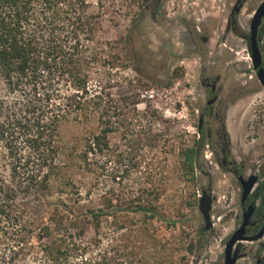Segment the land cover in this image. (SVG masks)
Returning a JSON list of instances; mask_svg holds the SVG:
<instances>
[{
	"label": "trees",
	"instance_id": "16d2710c",
	"mask_svg": "<svg viewBox=\"0 0 264 264\" xmlns=\"http://www.w3.org/2000/svg\"><path fill=\"white\" fill-rule=\"evenodd\" d=\"M129 1L140 9L142 0ZM150 6L154 11L158 5L151 2ZM137 22V18L132 20L133 27ZM112 50L111 42L102 36L101 15L90 11L87 0H0V143L5 142L11 151L16 149L9 154L14 177L22 175L27 191L39 193L46 201L36 236L43 264L154 262L146 247L153 238L139 241L131 235L120 238L118 248L85 257L107 237L102 232L105 224L123 231L135 227L138 215L148 222L163 218L160 200L166 178L162 166L159 178L147 175L143 182L125 189L129 166L118 162L112 170L113 185L100 196L98 206L90 200L91 188L83 192L75 179L76 171L80 176L94 173L93 156L109 151V136L119 128L126 134L135 127L144 128L146 143L162 139L150 127L158 120L155 111L138 112L140 102L135 95L111 96V71L122 67L121 52L125 51ZM175 73V77L181 76ZM171 82L158 84L168 88ZM65 124L84 129L74 140L76 148L71 155L66 154L67 146L59 143V131ZM138 143L134 141V145ZM22 149L28 152L24 154ZM198 152L196 147L180 152L181 169L185 175L191 174V179L199 166ZM64 158L74 166H67ZM139 167L135 162L132 168ZM3 198L0 189V216L6 218L8 200ZM87 229L93 236L84 245ZM203 234L200 229L195 244L198 251ZM15 248L21 250L19 243L11 245L13 256L0 254V264H18ZM158 264L172 263L162 258Z\"/></svg>",
	"mask_w": 264,
	"mask_h": 264
},
{
	"label": "rangeland",
	"instance_id": "374dc122",
	"mask_svg": "<svg viewBox=\"0 0 264 264\" xmlns=\"http://www.w3.org/2000/svg\"><path fill=\"white\" fill-rule=\"evenodd\" d=\"M87 1L90 11L101 15L102 36L111 42L112 52L125 50L121 52L122 67L111 71V96L116 99L135 95L140 102L138 112L155 111L158 120L150 127L152 133L161 134L162 139L146 143L144 128L135 127L132 133L127 134L119 128L109 136V151L93 156L94 173L80 176L76 171L75 179L83 186V192L91 188L93 206H98L100 196L113 185L110 182L112 170L118 162L129 166V177L123 183L125 189L127 185L135 187L137 181L143 182L147 175L159 178L161 166L166 181L160 200L161 220L148 222L138 215L134 217L135 227L123 231L105 224L102 232H106L107 237L98 246H92L85 257L118 248L120 238L131 235L139 241L153 238L152 245L148 241L146 244L151 256H154L152 264H158L162 258L172 264H221L226 238L237 225L238 184L217 165L207 163L204 156L208 157V152L199 156V166L194 169L191 179V174L185 175L181 169L180 152L191 148L196 137L190 104L192 98L197 97L195 87L199 65L196 58L190 57L189 30H200L201 34L211 39L210 46L218 45L226 14L222 11V4L226 0H166L154 11L150 6L152 0H142L140 9L133 7L129 0ZM259 1H248L242 12L251 13ZM135 18L138 22L133 27L132 20ZM238 42L241 45L235 49L238 52L236 64L239 66L235 80L239 86L240 101L233 114L240 120L230 129L239 150L244 151L245 156H251V164L264 166V93L250 83L245 84L252 73L248 68V55L243 51V44ZM176 71L180 77H175ZM169 79L172 82L168 88L158 84ZM143 84L146 87L142 88ZM142 125H145L144 121ZM59 134L60 145L65 144L66 154L71 155L76 148L74 140L84 134V129L65 124ZM134 141L140 142L138 146L134 145ZM15 150L7 149L5 142L0 143V189L3 201L8 200L7 217L0 216V254L13 256L10 248L17 242L21 248L14 249L18 252L15 257L18 264H43L36 236L47 210L46 201L39 193L27 191V181H23L22 175L19 178L17 173L14 177V162L9 154ZM21 151L24 154L28 152L26 149ZM65 158L62 161L67 166H74ZM135 162L140 166L138 169L132 168ZM17 172L20 171L17 169ZM203 189H209L213 198L210 212L213 227L201 236L203 246L198 251L195 244L198 231L203 227L198 199ZM5 232L8 234L5 235ZM92 236L93 232L87 229L83 244Z\"/></svg>",
	"mask_w": 264,
	"mask_h": 264
},
{
	"label": "flooded vegetation",
	"instance_id": "af4514ba",
	"mask_svg": "<svg viewBox=\"0 0 264 264\" xmlns=\"http://www.w3.org/2000/svg\"><path fill=\"white\" fill-rule=\"evenodd\" d=\"M228 1L222 4V11L226 14L218 45L210 46L211 39L201 34L200 30H189L192 49L190 57L196 58L199 65L195 87L197 97L192 98L190 104L196 133L192 147L199 149L198 163L199 156L208 152L209 156H204L207 163H214L222 172L231 175L239 187L237 225L234 231L227 236L225 245L232 234L241 227L243 215L249 207H252V213L244 229L243 237H256L264 224V166L257 167L251 164V156H245L244 151L239 150V146L235 144L237 140L230 129L235 122L240 120L233 114L240 101L239 86L235 80L236 69L239 67L236 64L238 52L235 49L241 45L238 41L243 44V51H246L248 55L247 59L250 64L248 68L252 73L245 84L250 83L264 93L258 77V69L250 59L251 20L263 0L255 4L249 14H244L242 11L250 0ZM152 2L159 6L166 0H152ZM255 43L260 53V72L264 76V15L257 26ZM204 46L209 50H206ZM252 176L256 178L255 184L247 197L243 199V189L239 179L242 178L245 181ZM203 190L211 196L209 189ZM201 229L203 230V227ZM203 232L207 231L203 230ZM235 251L237 252L235 264H264V233L255 241L236 242L233 247V252ZM222 257L221 264L224 263V250Z\"/></svg>",
	"mask_w": 264,
	"mask_h": 264
},
{
	"label": "water",
	"instance_id": "95a60500",
	"mask_svg": "<svg viewBox=\"0 0 264 264\" xmlns=\"http://www.w3.org/2000/svg\"><path fill=\"white\" fill-rule=\"evenodd\" d=\"M263 15H264V0L259 5V7L256 9L252 17L251 26H250V39H251L250 59L252 63L254 64L255 68L258 69V77L264 88V76L260 72V62H261L260 53L255 43L257 26ZM239 181L241 182L242 189H243L242 198L245 199L247 195L249 194L250 190L252 189V187L254 186L256 178L252 176L245 181L242 178H240ZM211 209H212V198L206 190H202L201 196L198 199V211L200 215L202 216L203 230L205 231H208L213 227V224L211 222V214H210ZM251 213H252V207H249L246 213L243 215V223L241 227L232 234V236L226 243L225 249H224V263L223 264H235L237 252L236 251L233 252V247L236 242L240 240H248V241L254 240L255 241L259 239L260 237H262L264 233V224H263L261 231L256 237L254 238H244L243 237L244 229L246 225L248 224Z\"/></svg>",
	"mask_w": 264,
	"mask_h": 264
}]
</instances>
